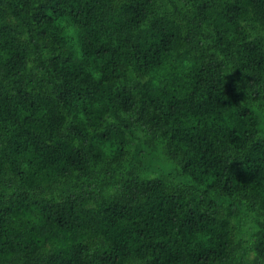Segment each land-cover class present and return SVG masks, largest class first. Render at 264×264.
Returning <instances> with one entry per match:
<instances>
[{"label":"trees","instance_id":"1","mask_svg":"<svg viewBox=\"0 0 264 264\" xmlns=\"http://www.w3.org/2000/svg\"><path fill=\"white\" fill-rule=\"evenodd\" d=\"M0 264H264V0H0Z\"/></svg>","mask_w":264,"mask_h":264}]
</instances>
